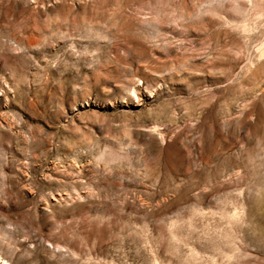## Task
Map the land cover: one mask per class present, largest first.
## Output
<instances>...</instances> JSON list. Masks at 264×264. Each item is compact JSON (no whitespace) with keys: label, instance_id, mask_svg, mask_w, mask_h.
I'll return each instance as SVG.
<instances>
[{"label":"rangeland","instance_id":"374dc122","mask_svg":"<svg viewBox=\"0 0 264 264\" xmlns=\"http://www.w3.org/2000/svg\"><path fill=\"white\" fill-rule=\"evenodd\" d=\"M0 264H264V0H0Z\"/></svg>","mask_w":264,"mask_h":264}]
</instances>
